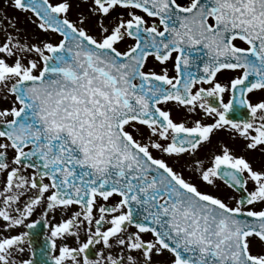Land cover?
<instances>
[{"label":"snow or ice","instance_id":"snow-or-ice-1","mask_svg":"<svg viewBox=\"0 0 264 264\" xmlns=\"http://www.w3.org/2000/svg\"><path fill=\"white\" fill-rule=\"evenodd\" d=\"M0 264H264V0H5Z\"/></svg>","mask_w":264,"mask_h":264},{"label":"flooded vegetation","instance_id":"flooded-vegetation-1","mask_svg":"<svg viewBox=\"0 0 264 264\" xmlns=\"http://www.w3.org/2000/svg\"><path fill=\"white\" fill-rule=\"evenodd\" d=\"M5 0H0V9H3ZM7 12L12 15V13H17L15 15H12L14 17H18L20 21H25L26 17L23 13L16 12L14 9L8 8ZM257 159H259V153L256 154Z\"/></svg>","mask_w":264,"mask_h":264},{"label":"rangeland","instance_id":"rangeland-1","mask_svg":"<svg viewBox=\"0 0 264 264\" xmlns=\"http://www.w3.org/2000/svg\"><path fill=\"white\" fill-rule=\"evenodd\" d=\"M15 14H17V13H14V12L12 13V15H15Z\"/></svg>","mask_w":264,"mask_h":264}]
</instances>
